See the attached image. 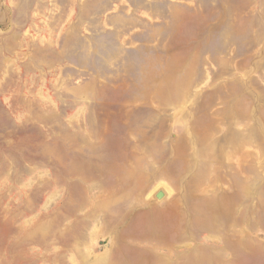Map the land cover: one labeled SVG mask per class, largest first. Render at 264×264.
<instances>
[{
  "label": "rangeland",
  "instance_id": "1",
  "mask_svg": "<svg viewBox=\"0 0 264 264\" xmlns=\"http://www.w3.org/2000/svg\"><path fill=\"white\" fill-rule=\"evenodd\" d=\"M0 264H264V0H0Z\"/></svg>",
  "mask_w": 264,
  "mask_h": 264
},
{
  "label": "water",
  "instance_id": "2",
  "mask_svg": "<svg viewBox=\"0 0 264 264\" xmlns=\"http://www.w3.org/2000/svg\"><path fill=\"white\" fill-rule=\"evenodd\" d=\"M159 195H161V193Z\"/></svg>",
  "mask_w": 264,
  "mask_h": 264
}]
</instances>
